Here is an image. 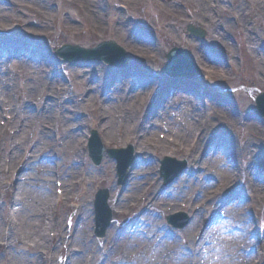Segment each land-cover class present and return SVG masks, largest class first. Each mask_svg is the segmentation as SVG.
<instances>
[{
  "label": "bare ground",
  "instance_id": "obj_1",
  "mask_svg": "<svg viewBox=\"0 0 264 264\" xmlns=\"http://www.w3.org/2000/svg\"><path fill=\"white\" fill-rule=\"evenodd\" d=\"M26 1H28V5L26 4L27 10L24 11L23 17L27 19V22H36L37 28H27L29 31L24 30L25 34L51 35L50 32H47L50 29L48 13H50V6L58 5V2L67 4L66 7H63L65 10L72 8L76 11L74 8H79L84 13L82 18L72 17L57 27L60 31L58 36H67L65 32L73 34L76 31L75 27L70 25L72 20L76 24L82 25L85 30L90 31L91 35L98 31L104 32L105 11L99 0ZM198 1L207 8L210 14L220 20V28H225L221 36L225 38L229 30L222 21V16L226 12L222 0ZM119 2L121 3L122 0L111 1L112 7L116 4L119 5ZM121 4L124 6L136 5L137 0L123 1ZM179 4V0H175L169 9L164 11L163 21L156 31L166 38L167 42L175 41L170 30L179 20L178 14L175 13ZM190 4L195 7L197 1L191 0ZM30 5L33 7L30 8ZM262 8L263 6L257 3V9L262 12ZM11 14L0 11L2 24L0 28L5 31L8 30L7 22L25 23L17 12ZM112 15L118 17L115 11ZM145 28L146 30L143 32L139 28L130 27L118 17L110 32L125 36V43L130 44V53L133 55L134 61L148 67L151 59L150 48L153 43L150 36H154V33L149 26ZM215 28L220 30L216 26ZM244 31L247 36V45L255 48L259 43V38L247 27ZM20 34L21 31L15 33V35ZM137 40H141L142 43L140 42L136 46L131 45ZM1 41L2 39H0ZM180 45L185 46L192 53L194 61L200 66L201 75L208 76L206 63L211 55L209 50L184 39L180 40ZM121 48L125 51L123 47ZM5 55L8 58L17 56L19 60L8 64L4 60ZM27 56H30L27 51L19 53L12 47L0 48V107L2 108L0 121L4 112H8L10 115V120L0 127V185L8 192L6 197L10 196L5 208L0 212V244L4 250V255L0 256V264H54L57 257L62 260L63 264H95L100 256H91L88 253L92 249L88 244L89 223L91 222L88 211V195L90 194L88 188L94 183L111 191L116 203L113 210L118 215H123L134 208L140 211L120 230L119 238L115 239L113 236L110 239L104 264H199L201 239L196 243L192 242L191 252L176 261V255L179 254L175 250L178 247L177 243L170 239L171 236L166 230L158 232L161 223L156 222L152 215L148 218V213L153 207L159 210L160 204L163 209L172 206L176 208L180 204L178 203L180 197L188 202L187 209L192 212L194 210L191 205L193 201L187 199V192L192 191L196 194L198 186L202 187L205 182L199 183L193 190L188 189L187 192H182L180 189L192 182H197L199 175L190 174L188 180H183V177L179 178L176 185L180 188L181 195L175 193L174 190L165 189L161 195L169 197L164 199L163 196L159 197L158 188L150 192V175L144 173L145 171L151 172L147 170L148 168L141 166L147 164L145 156L155 154L157 150L166 154L170 150L184 151L187 136L196 135L205 127L207 131L213 129L208 120L216 117L219 104L204 103L199 93L200 88L195 85L185 95L184 93L177 94L175 90L166 99L157 95L155 111L152 110L153 112L148 115L142 114L141 116L143 106L151 109L148 102H152L153 98H146V96L150 95L152 91L146 92L143 96L135 95L134 103L139 102V108H126L123 102L128 97L127 90L132 89L135 85H140L141 82L130 84L125 80L128 79L125 76L128 72L121 73L123 69L109 71L106 76H102L104 83L118 82L117 86L115 84L113 86L114 91L112 89L107 94L101 95L104 105L97 100V95L85 97L86 92L78 95L74 91L73 84L77 78L76 75L75 78L68 79L70 80L68 85L63 84L61 77L55 78L59 91L57 96L53 97L52 89L47 90L46 83H43L46 81L42 82L39 76L35 77L29 74L30 71L32 74V70H30L29 64L26 65L23 60ZM252 59L255 69L258 71L259 67L263 72V63L255 58ZM61 68L62 66L58 69ZM8 71L19 72V74L15 77L6 76ZM30 80H33L34 84L30 92H27L24 87ZM141 80L145 81L144 78ZM172 80L171 78L167 81L164 80V90L171 91L177 85ZM83 84L84 82H82ZM14 94L16 95L15 103L12 101ZM190 98L206 107L199 106L201 109L193 107ZM34 104L36 107H33ZM171 109L179 110L175 117H180L181 122L176 119L178 122L176 125V120H171L168 127L153 123L155 119L169 120ZM93 112H98L97 132L106 139L109 145L118 143L131 145L138 154L135 160L138 166L131 171L130 184L124 189L123 197L118 196L120 188L114 187L113 181L107 176L102 179L93 178L81 167L82 140L79 137L82 134L81 129L87 126V123L81 119H83V115ZM73 119H76L75 124L71 123ZM194 120L195 123H193ZM52 128L54 135L50 132ZM76 128L78 129L74 131ZM248 128L251 134L253 131V137L243 136L241 144L235 152V156L238 155L246 161L244 170H242L243 166L239 171L237 168L230 169L222 159H214L212 156L202 162V166H206V170H203L201 176L211 178L213 168L218 170L219 174L214 176L215 180L207 184V187H217L223 196L236 188L237 178L241 179L243 184H249L250 178L254 180L256 176L262 180L263 176H260L263 166L260 160L262 153L254 138V136L258 137L262 130L254 122L249 123ZM160 129H163L168 135V138L162 142L156 138V131ZM10 130L13 131L12 136ZM169 132L173 133L170 137L174 138L169 137ZM202 142H204L203 148L205 149L208 145V138L203 139ZM222 143L229 146V151L232 150L230 144L225 141ZM189 150L192 151L191 147ZM196 155L198 156L194 157L195 160L197 158L199 160V151ZM232 155L233 153L228 154L229 159ZM171 157H175V155H171ZM143 174L144 176L141 177ZM171 175L172 168L168 167L163 178L169 180ZM51 177L61 178L66 203L53 194L52 188L49 186L52 182ZM12 179L15 180V183ZM201 179L203 178L201 177ZM215 201L213 195L208 191L203 192L201 197L194 200L193 204H196L197 207L202 203L214 204ZM226 210V214L230 213V217L233 216V218L229 224L217 222L211 236L213 242L210 249L206 251L211 255L206 258V262L209 264H255V259H257V264H264V241L249 237L248 223L245 220L242 207L229 204ZM212 211L214 210H209L208 216H212ZM68 212L76 221V225L70 230L65 228L64 220ZM205 212V210L200 212L199 218H204ZM7 214H9L8 220L4 216ZM229 215L227 216L229 217ZM49 230L55 231V240L50 239ZM108 233L110 235L115 233V227L109 229ZM199 233L200 224H191L188 234H192V238H194ZM209 233L210 231L202 233V237ZM12 248L16 251L11 257L9 251ZM202 251L204 252V250ZM251 255H255V257H251ZM213 256L219 257L218 260L214 262ZM227 257L232 259L229 260Z\"/></svg>",
  "mask_w": 264,
  "mask_h": 264
},
{
  "label": "rangeland",
  "instance_id": "obj_2",
  "mask_svg": "<svg viewBox=\"0 0 264 264\" xmlns=\"http://www.w3.org/2000/svg\"><path fill=\"white\" fill-rule=\"evenodd\" d=\"M99 1L101 2L102 7L105 11L104 32L98 31L91 35L89 33L90 31L85 30L82 25L76 24L74 20H72L70 22V25L75 27L76 31L73 32V34H68L67 32H65L67 37H64L62 35L58 36L60 31L59 29H57V27L63 24V22L69 21L70 18L75 16H79L82 18L84 15L83 11L79 8H74L76 9V11L72 8L68 10L63 9V7H66L67 4H65L64 2L62 4L58 2V5L56 4L53 7L50 6V13H48L50 29L47 30V32H50L51 35L48 36L46 34H43L36 36L33 34H24V36H27L24 37V40L22 41L18 40L19 38L14 39L12 36H9L7 32H3V28H0V39H2V41L0 42V48L13 47L16 50L21 51V53L27 51L30 56L26 57L25 64L27 65L28 63L30 66V70H32V74L31 71L29 74L35 77L39 76L42 82L46 81L43 83H46L47 90L52 89L53 97H56L58 94L57 92L59 91V87L55 82V78L61 77L63 84L68 85L70 81L68 79H73L77 76L73 84L74 91L78 95H82L86 92L85 97H93L97 95V100H99V102L104 105V102L101 101V95L104 93L107 94L112 89L114 91L113 86L114 84L117 86L118 82L104 83V78L102 76H106L107 72L113 71V68L107 67L104 64H97L95 62L64 64L55 58L52 53V49L60 48L65 44H79L83 47L88 48L95 47L99 42L103 40H115L121 47L125 49L130 59L127 62L126 69L121 70V73L128 72V74L125 75L128 77V79L125 80L128 81L130 84H133L137 81L141 82L140 85H135V87H133L132 89L127 90L128 97L123 102L124 106L126 108H139L140 103H134L135 95L139 94L140 96H143L146 92L152 91L150 95L146 96V98H153L152 102H148V104L151 105V110H154L156 109L154 100L156 99L158 91L164 88L162 78L164 77L163 62H165V52L168 51L171 45H178L180 40L182 39L188 40L189 42L194 41L196 43H199L202 47H205L207 50H209L211 54L207 59L208 62L206 63V66H208V71H206L208 76L203 75L204 77H202L200 66H198L199 71L198 75L196 76V79L200 83H202L204 79L209 82V85L205 86L206 88L199 87L201 91L202 101L204 103L210 102L218 103L220 105L219 109H217V116H211L212 118L208 120V122L212 124L213 129L207 131L205 127L196 135L191 134L187 136L185 138L184 151L170 150L168 154H166L162 153L160 150H157L155 154H151L148 155L149 157H145L148 160L145 168H148L147 170L151 172L148 173V171H145L144 173L150 175V192H153L155 191V188H158L157 193H160L159 197H164V195H161V193L163 192V186L162 182L159 180L158 175L159 162L161 160V157L175 155V158H188V155L192 154L191 159L189 160L188 172L183 177V180H188L190 174L194 173V171H197L198 175L200 176L199 180H197V182H192L190 185L182 189H180L176 184H174L173 186L169 187L168 190H174V192L178 193L179 195H181L179 193V189L182 192H187L188 189L193 190L194 188H196V186H198L199 183H203V179H201L202 171L204 170V168L201 166L202 162L209 156L214 157V159H223V161H226V155L232 154L235 150L233 146L235 147L236 145H239L241 135L249 134L248 127L242 129L240 128L239 125L241 123L248 124L249 121L255 120L253 122L264 131V120L258 114L254 105V99L256 98V96L262 91H264V0H222L225 5V10H227V12H225L222 16V21H225L226 27L229 30L225 38L221 36L224 33L225 28L223 31L221 30L220 20L218 18H215L214 15L210 14L207 8L200 1L196 0L197 5L194 7L190 4L191 0H179L180 4L176 7L177 12H175L178 14L179 20L170 30V34L173 36L175 41L172 43L167 42L168 40L162 37L157 32L154 37L152 36L153 43L150 48L151 59L148 66L150 68L144 67L142 64H138L134 61V58L132 57L133 55L130 53L131 46L130 44L127 45L125 43V36L120 34H114L110 31L114 28L116 24V19H118V17L120 20L123 19L128 26L133 28L139 27L144 30V28L142 27L143 25H149L152 28L158 27L161 21H163L162 10H168L172 6V4H174L175 0H137L136 5L127 6H124L121 3L123 1L130 0H122L121 3L119 2V5L116 4L113 8L111 1L114 0ZM257 3L263 6L262 12L257 9ZM26 4L28 5V1L26 0H0V11L6 12L8 14L17 12L20 16H22V19L25 21V23H12V21L7 22L6 25L8 26L9 30L13 29L14 31H17L22 29L23 31L25 30L28 32L29 30L27 28H37L36 22H27V19L23 17L24 11L27 10ZM32 7L33 6L30 5V8ZM113 11L117 13L118 17L112 15ZM11 15L13 16V14ZM189 23H196L197 25L205 29L208 34L207 38L204 41H200L194 37L189 36L186 33V25ZM0 26H2L1 21ZM215 26L220 30L216 29ZM245 27L251 30L252 33H255L259 38V43L255 48H252L246 44L247 36L244 31ZM32 29L30 30L32 31ZM140 42L142 43L141 40H137V42L134 43L135 45H131L136 46L139 45L138 43ZM250 56L263 63V72L260 71L259 67L258 71L255 69L254 61ZM17 59L18 58L15 57H9L10 62H15ZM46 59L52 60V62H50V65L48 66L43 65L40 62ZM36 61L39 62L38 64L40 66L38 64H35ZM60 66H62V68L58 69ZM18 74L19 72H14V74H8L6 76L15 77L18 76ZM142 78H144L145 81L141 80ZM82 82H84L83 85ZM192 83L194 82H180L178 86V89H180V91L175 90V88L174 90L177 94L184 93L185 95L186 92L182 91L191 90L193 85ZM33 84V80L27 82L24 87L27 92H30L33 87ZM218 88L222 89V91L217 90ZM174 90L172 91V93H174ZM167 93H169V91L163 89L160 91L159 96L164 97V95H166ZM190 100L192 101L193 105L201 106L193 98H190ZM12 101L14 103L16 102L15 94L12 96ZM33 107H36V105L34 104ZM146 107L147 106H144L142 108L141 116L142 114L146 116V114L149 113L146 112ZM0 111H2L1 107ZM178 111L172 112L170 116H172L174 113L178 115ZM97 114L98 112L85 114L83 115V119H81L87 123V126L81 129L82 134L81 137H79V139L82 140L80 164L81 167L85 169V172H87L91 177L102 179L107 176L113 181V186L117 187L115 175L116 165L105 156L100 165V168H97L91 164L87 156L86 143L90 132L89 130L96 129L97 131L99 126V123L97 122ZM9 119V113L4 112L0 121V127H3ZM175 119H179V121L181 122L180 117ZM169 121L170 120L162 121L159 119H155L153 120V123L155 122L163 124L168 127ZM71 123L75 124L76 119L71 120ZM193 123H195V120ZM77 129L78 128L74 129V131H76ZM50 132L52 135H54L53 128ZM172 134L173 133L169 132V137ZM10 135H13V131L11 130ZM205 135L210 136L211 146H209V148H207L199 156V160H195L194 154H196V148L198 150L199 147L202 146V140ZM100 138L106 148H121L123 146L125 147V145L121 143L109 145L105 138L101 136ZM156 138L162 142L168 138V135H166L165 132L160 129L156 131ZM170 138L174 137L172 136ZM222 141L231 144L233 150L229 151V146L222 143ZM259 143L260 145H262L264 152V135L260 137ZM189 147H191L192 151L189 150ZM133 149V154H135L134 156H136V150L134 147ZM231 159L234 165H236L237 167H242L244 164V160H239L234 156H231ZM213 170V172H218V170L215 171L214 168ZM144 174L141 177H143ZM50 180L52 182L49 184V186L52 188L53 194H55L57 198L62 199V201L66 203L65 194L63 191L64 189H61V187L58 188L56 186L57 183L61 185V178L51 177ZM12 181L15 183L14 179H12ZM129 184L130 180L127 184V187ZM203 186V188L198 186V190L200 188L202 189L196 192V194L192 191L187 192V199L192 200L194 202V200L201 197V194L203 192L209 191V194H212L213 198L216 200L214 204L202 203L196 207V204H193L192 202L191 205L194 207V210L192 212H189L187 209L188 202H186V200L184 199H181L180 197L178 202L180 204L178 207L174 208L172 206L168 207V209H163L162 204H160L159 210L153 207L148 213V218H150V216L152 215V218H154L156 222L161 223L160 228H158V232L160 233L162 230H166L171 236L170 239L177 243L178 247L175 250L179 252L178 256H186L187 253L191 252L190 244L192 242H198L200 240V235L202 234V232L213 229V234L215 230L214 224L217 220H226L225 214L224 216H222L221 214L217 215V213H215L214 221L209 220V218H207L208 210L213 209L216 212H224L226 209V205H240L237 202L238 197L240 195L243 197L241 201V206L243 210H246L248 206H253L246 212L248 213L246 217L248 219L249 226L254 230V238L263 240L264 177L260 181L255 182L253 180L250 184L247 185L242 184L241 180H238L236 182L238 192L230 191L223 197L222 194L218 191L217 187L207 188L205 185ZM98 188H104V186L94 183L88 188V192H90V194L88 195V211L90 212L91 216V222L89 223L90 229L88 244L92 247V249L89 250L88 253L91 256H100V258H98V261L95 264H104V258L107 255V248L110 244V239L113 236L115 239L119 238L120 230L128 222H130V220L137 216L140 211L134 208L123 215H118L116 211L113 210L114 208L112 209V207H114L116 203L114 202V198L111 195L109 199V205L113 210V219L111 227L109 229L115 227V233L110 235L108 233L109 230H107L104 238L96 239L93 234L92 211L94 207V194ZM124 189L125 188H120L118 192L119 197L124 196ZM57 190H61L62 194H57ZM7 194L8 192L6 191V189L0 185V212L5 208L6 202L10 199V196L6 197ZM167 197L169 196H165L164 199H166ZM142 200H144V198H142ZM204 210L206 211L204 214V218H199L198 215ZM175 211H184L188 213L191 218L190 225L193 223L200 224V233L194 238H192V234H188V232L190 231V227H188L187 229L184 228L182 230L176 231L173 230L171 227L167 226L165 222V217L168 216L170 213L174 214ZM4 216L8 220L9 214ZM64 220L66 224L65 228H67V230L74 228V226L76 225V221H74L72 215L69 212L65 215ZM227 223L229 224V222H225L224 224ZM48 233L50 234V239L55 240V231L49 230ZM212 242L213 239H211V235L204 236V241L201 248L208 250ZM14 251H16V249L13 248L9 251L11 257L13 256ZM152 251L155 253L154 249H152ZM2 255H4V250L1 248L0 244V256ZM208 255L209 254H207V252H200L199 264H209L208 262H206V258L208 257ZM62 258L64 259V257ZM176 258V261L182 259L181 257ZM218 258L219 257L213 256L214 262L217 261ZM227 258L229 260L232 259L229 257ZM255 262H257V259H255ZM54 264H63V262L62 260H60V258L57 257Z\"/></svg>",
  "mask_w": 264,
  "mask_h": 264
}]
</instances>
